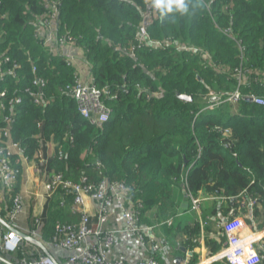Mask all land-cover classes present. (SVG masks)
Here are the masks:
<instances>
[{"label":"trees","instance_id":"1","mask_svg":"<svg viewBox=\"0 0 264 264\" xmlns=\"http://www.w3.org/2000/svg\"><path fill=\"white\" fill-rule=\"evenodd\" d=\"M50 3L57 40L82 49L92 85L104 93L110 117L100 129L80 116L69 92L74 68L39 39ZM184 3L186 12L156 8L145 21L150 0H0V128L28 161L53 139L48 170L65 178L124 184L140 218L165 212L179 185L187 196L230 203L233 218L249 203L264 216V106L245 100L264 98V0ZM236 90L242 98L226 102ZM210 94L223 104L198 114ZM15 98L21 103L11 106ZM10 160L20 171L19 157ZM59 201L54 195L44 209L47 249L57 222L76 221ZM221 242L207 240L210 256Z\"/></svg>","mask_w":264,"mask_h":264},{"label":"crops","instance_id":"2","mask_svg":"<svg viewBox=\"0 0 264 264\" xmlns=\"http://www.w3.org/2000/svg\"><path fill=\"white\" fill-rule=\"evenodd\" d=\"M44 22V27H41L39 31L41 34L39 39L46 51L53 56L63 57L69 66L74 68L75 80L78 84L92 85L91 68L82 49L57 40V26L53 19ZM43 145L44 149L41 154H38L37 161H28L23 155L18 156L21 170L17 174L16 187L17 193L23 200V209L14 224L24 234L23 244L20 246L21 254L30 258L35 257V251L29 250L28 246L33 247V245H30L25 237L44 244L42 241L43 213L47 199L44 198L46 178L39 172L40 159L46 160V169H48V162L54 156L57 146L53 139ZM91 163L95 164V159L91 158ZM48 171L49 175L53 172V170ZM79 179L68 180L78 182ZM11 196L12 193L4 190L0 184V217L3 219H7V212L11 207ZM197 198L202 201L199 210H193L190 198L179 185L173 189L171 206L165 212H159L158 209L153 208L142 218L138 213L137 225L143 232L142 239L127 231L122 213L109 209L108 219L103 227L104 231L117 230L119 232L113 246L112 259L122 260L125 264H138L140 261L152 258L158 264H223V262H214L211 259L225 248L229 234L250 231L262 233L264 231V216L255 217L249 206H246L245 210H238V214L233 218L232 207L227 209L230 203L226 204L221 199L210 197L202 192L197 195ZM65 204L64 212L69 217L75 216L76 221L73 223H77L79 215L71 212V197L65 200ZM81 208L90 216V223L95 226L99 214L98 202L86 199ZM194 229L198 230L195 234ZM223 237L224 242H221ZM207 240L221 242L220 250L213 256L209 255L210 247ZM262 243L264 245V236ZM159 244L167 247L164 255L161 251L154 250ZM43 247L60 264H65L64 257L67 254L65 250L47 249L45 245ZM4 256L7 258V255Z\"/></svg>","mask_w":264,"mask_h":264},{"label":"built area","instance_id":"3","mask_svg":"<svg viewBox=\"0 0 264 264\" xmlns=\"http://www.w3.org/2000/svg\"><path fill=\"white\" fill-rule=\"evenodd\" d=\"M50 5V19H53L57 26L55 6L53 3H50ZM156 8L155 0H150L145 21L151 18L152 12ZM139 34L141 41L146 34L143 26L140 27ZM180 49L182 50L181 46ZM236 79L240 83L239 74ZM69 92L75 100L78 112L83 119L98 129L108 122L110 111L103 103V91L96 89L93 85H81L76 81V84L69 88ZM38 97L37 95L34 97L36 103H39ZM210 97L214 101L211 100L205 110H213L220 103V96L215 98L211 94ZM240 98L239 92L235 91L227 100L231 103H237ZM251 102L257 106H264L263 97L251 96ZM20 103L21 99L15 98L10 105L16 106ZM3 123H10V119L4 118ZM22 153L19 146L10 141L8 129L3 128L0 130V184L4 190L12 193L11 207L7 212V219L0 217V264H60L48 252H44L39 246L32 243L30 245H33V247H28L29 250L35 251V257L30 258L21 253L19 254L24 234L19 231L14 222L23 209V200L19 193L14 192L19 170L11 164L10 158L12 155L19 156ZM41 153L42 150H40ZM58 156L62 157V152L59 151ZM39 172L46 178L44 198L48 200L59 194V204L64 206L66 198L70 196L71 212L79 215L77 223L57 222L54 226L52 241L48 246L53 250L63 249L66 251L65 264H125L122 260L112 259L113 246L119 232L117 230L104 231L103 227L108 219L107 211L113 209L123 214L127 231L142 239L143 232L137 225L140 205L131 200L129 189L124 184L109 181L107 178L93 183L82 175L78 182H73L65 178L60 172L53 171L49 175L44 159H40ZM188 197L192 209L199 210L202 200L191 195H188ZM86 199L95 200L99 204L98 221L95 226L90 223V216L81 210ZM248 206L251 208L252 203H249ZM263 236L264 231L262 233L250 231L229 234L225 248L214 255L211 260L225 262L226 264H259L264 259L262 254L264 253ZM42 245L44 246V244ZM154 250L161 251L164 255L167 247L159 244ZM4 255H7V258ZM138 264H158V262L152 258L140 261Z\"/></svg>","mask_w":264,"mask_h":264},{"label":"clouds","instance_id":"4","mask_svg":"<svg viewBox=\"0 0 264 264\" xmlns=\"http://www.w3.org/2000/svg\"><path fill=\"white\" fill-rule=\"evenodd\" d=\"M155 7H157V8H162V9H165V10H167V11H169V12H171L172 10H173V7H175V9L177 10V11H180L181 13H183V12H186L187 11V7H186V5H185V3H184V0H167V2L165 3V2H163V0H155ZM240 78H241V76H240ZM242 80V79H241ZM236 81H237V79H236ZM242 82L240 81V83H238V81H237V84L239 85V84H241ZM236 91H238V90H236ZM239 92V91H238ZM234 93V92H233ZM232 93V94H233ZM239 94H240V92H239ZM211 95V94H210ZM241 96V95H240ZM215 97V96H214ZM229 97V96H228ZM258 97V96H257ZM215 98H217V97H215ZM220 98H221V96H220ZM241 98H242V96H241ZM240 98V99H241ZM228 99V98H227ZM226 99V102L228 101ZM239 99V100H240ZM214 101V99H212V97H208L207 98V105L203 108V109H201L199 112H198V114L200 113V112H202V111H208V110H205L207 107H208V104H209V102L210 101ZM238 100V101H239ZM245 100H247V101H250L251 102V96H248ZM219 101V100H218ZM220 103L217 105V107L216 108H214L213 110H215V109H217L220 105H222L223 104V101L222 100H220L219 101ZM229 103H231L230 101H228ZM252 103V102H251ZM232 105H236L237 103H231ZM254 104V103H253ZM255 105V104H254ZM262 107V106H261ZM213 110H209V111H213ZM228 134V133H227ZM228 136V135H227ZM185 190V189H184ZM231 202H233L232 200H231ZM246 206H248V205H246ZM252 208V207H251Z\"/></svg>","mask_w":264,"mask_h":264},{"label":"water","instance_id":"5","mask_svg":"<svg viewBox=\"0 0 264 264\" xmlns=\"http://www.w3.org/2000/svg\"><path fill=\"white\" fill-rule=\"evenodd\" d=\"M177 97H178L179 99H182V100H185V101H190V100H191V97H189V96L177 95ZM181 187H182V189H183V191H184V187H183V186H181ZM25 240L29 241V242L32 243V244H36V245L39 246L44 252H47V251L45 250V248L43 247V245H42L41 243H39L38 241H35L34 239L29 238V237H25Z\"/></svg>","mask_w":264,"mask_h":264}]
</instances>
